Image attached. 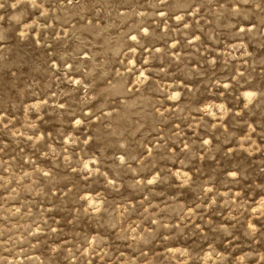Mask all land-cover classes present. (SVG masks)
<instances>
[{"label":"rangeland","instance_id":"rangeland-1","mask_svg":"<svg viewBox=\"0 0 264 264\" xmlns=\"http://www.w3.org/2000/svg\"><path fill=\"white\" fill-rule=\"evenodd\" d=\"M0 264H264V0H0Z\"/></svg>","mask_w":264,"mask_h":264},{"label":"bare ground","instance_id":"bare-ground-1","mask_svg":"<svg viewBox=\"0 0 264 264\" xmlns=\"http://www.w3.org/2000/svg\"><path fill=\"white\" fill-rule=\"evenodd\" d=\"M248 96H249V95H248ZM248 96H247V97H248ZM249 98H250V97H249ZM250 99H251V98H250Z\"/></svg>","mask_w":264,"mask_h":264}]
</instances>
